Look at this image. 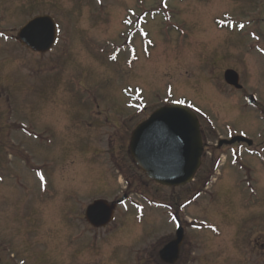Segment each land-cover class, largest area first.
Instances as JSON below:
<instances>
[{"label":"rangeland","instance_id":"1","mask_svg":"<svg viewBox=\"0 0 264 264\" xmlns=\"http://www.w3.org/2000/svg\"><path fill=\"white\" fill-rule=\"evenodd\" d=\"M160 2L0 0V264H163L174 215L185 232L175 264H264V152L243 155L264 146V108L244 98L264 103V0ZM40 14L59 32L38 57L16 33ZM175 100L199 112L207 145L194 180L169 188L132 162L128 139ZM9 114L41 130L26 147L44 184L15 160ZM241 131L252 147L218 148ZM124 196L106 227L87 223L88 204Z\"/></svg>","mask_w":264,"mask_h":264},{"label":"water","instance_id":"2","mask_svg":"<svg viewBox=\"0 0 264 264\" xmlns=\"http://www.w3.org/2000/svg\"><path fill=\"white\" fill-rule=\"evenodd\" d=\"M19 38L32 50L46 52L56 40L55 23L49 16H37L21 28ZM225 80L240 87L238 75L233 70L225 72ZM248 101L253 104L255 98L251 95ZM242 140L246 139L237 136L224 142ZM129 152L137 166L155 182L167 187L189 183L200 166L203 152L196 115L179 103L157 108L133 130ZM114 208L115 203L96 200L88 206L86 219L94 227L105 226L112 219ZM183 237V229L179 226L176 238L160 251L162 260L169 263L177 260Z\"/></svg>","mask_w":264,"mask_h":264},{"label":"flooded vegetation","instance_id":"3","mask_svg":"<svg viewBox=\"0 0 264 264\" xmlns=\"http://www.w3.org/2000/svg\"><path fill=\"white\" fill-rule=\"evenodd\" d=\"M46 81H47V78H46ZM13 122H11V124H12ZM19 124H21V123H19ZM65 125H66V123H65ZM64 125V126H65ZM20 126V129L17 127V126H14V128H13V130H14V132H17L18 130L20 131V133L18 134V135H21V133H23V134H25L26 136H28V134H29V129L28 128H32V129H34V128H36V127H28L27 128V126H21V125H19ZM48 129H50V127L48 128ZM67 129H65V130H63L62 129V133H63V131H66ZM31 135H33V132H31L30 131V136L29 137H31ZM16 136V135H15ZM223 146H227V145H222V146H218V148H221V147H223Z\"/></svg>","mask_w":264,"mask_h":264}]
</instances>
